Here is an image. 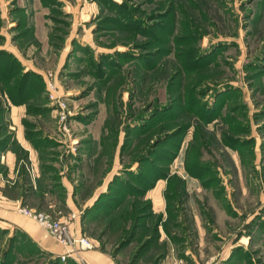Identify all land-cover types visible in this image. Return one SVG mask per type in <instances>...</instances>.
<instances>
[{
	"label": "rangeland",
	"instance_id": "rangeland-1",
	"mask_svg": "<svg viewBox=\"0 0 264 264\" xmlns=\"http://www.w3.org/2000/svg\"><path fill=\"white\" fill-rule=\"evenodd\" d=\"M17 105L25 126H54L45 138L63 172L81 138L102 145L107 169L118 161L113 193L133 209L122 227L100 216L91 231L115 247L151 221L125 257L158 263L156 221L175 249L196 217L205 254L264 264V0H0V122ZM6 233L3 263L49 264L30 243L29 260L8 259Z\"/></svg>",
	"mask_w": 264,
	"mask_h": 264
},
{
	"label": "crops",
	"instance_id": "crops-1",
	"mask_svg": "<svg viewBox=\"0 0 264 264\" xmlns=\"http://www.w3.org/2000/svg\"><path fill=\"white\" fill-rule=\"evenodd\" d=\"M2 111L0 228H5L7 232L2 240L3 248H7L13 242V258L18 245L22 248L30 243L36 248L38 256L49 257L48 262L51 258H59V254L65 251L64 247L42 230L35 221L18 213L17 206H25L44 210L55 218L66 221L73 234L84 236L92 242V248L82 250L80 256L68 257L65 261L59 258L56 264H139L141 261H135V256L130 259L123 255L122 244L118 243L112 247L106 243L107 240L93 235L91 231L100 216H106L101 223L107 227L112 226L114 229L122 227L125 222L121 216L126 214V210L133 209L124 208L125 203L119 202L118 189L113 193L114 184L110 183L112 181L110 179L115 174L122 175L115 170L111 172L118 162L115 157L111 161V169H107L106 156L100 154L102 145L96 144L93 150L95 141L81 138L79 152L70 156L74 162H67L70 159L63 161L62 164L67 165L68 169L63 172L62 168L54 165L57 150L53 148V140L45 138V136L52 137L50 132H53L54 126H44L34 120H27L28 128H26L22 123L23 119L28 117L25 105L4 106ZM101 161L105 163V172H95L97 171L95 163H102ZM150 191L147 197L151 200L152 209L154 212H163L164 205L161 202L163 189L154 186ZM162 222L163 219L152 224L156 227L155 243L164 245V256L156 254L162 259L158 263L155 261V264H220L218 256L222 251L205 254L207 227L205 220L194 217L190 227L195 235L184 234L186 235L184 242H179L184 244V248L177 245L179 248L175 247V249L167 241L170 235L175 234V230L164 231L160 225ZM150 223L151 221L145 220L146 226H150ZM145 224L142 227L143 231L140 227L132 231L127 244H130L140 232L145 231ZM192 237L195 238L194 241H191ZM19 252L24 259L29 260L27 250H19ZM79 257L83 261H80Z\"/></svg>",
	"mask_w": 264,
	"mask_h": 264
},
{
	"label": "built area",
	"instance_id": "built-area-1",
	"mask_svg": "<svg viewBox=\"0 0 264 264\" xmlns=\"http://www.w3.org/2000/svg\"><path fill=\"white\" fill-rule=\"evenodd\" d=\"M17 211L35 221L42 230L64 247L65 251L59 254L63 261L68 257L80 256L82 250L93 246L88 238L73 234L66 221L55 218L49 212L25 206H17ZM80 261L83 260L80 258Z\"/></svg>",
	"mask_w": 264,
	"mask_h": 264
},
{
	"label": "trees",
	"instance_id": "trees-1",
	"mask_svg": "<svg viewBox=\"0 0 264 264\" xmlns=\"http://www.w3.org/2000/svg\"><path fill=\"white\" fill-rule=\"evenodd\" d=\"M126 242H123L121 244L124 245V243H126ZM19 246L20 245L17 246V250H27L28 251V249H29L28 248V244L26 246H22V248L19 247ZM13 249H14V244H13V242H11L7 248L6 247L3 248V255H6L7 254V258L8 259H11L12 258V251H13ZM29 251H34V248L30 249ZM3 261L4 260H0V264H5V262L3 263ZM58 262H59V258H53V259H50L49 260V264H56Z\"/></svg>",
	"mask_w": 264,
	"mask_h": 264
}]
</instances>
